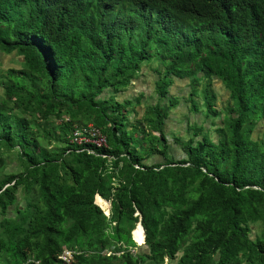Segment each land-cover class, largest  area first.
I'll return each mask as SVG.
<instances>
[{
  "label": "trees",
  "instance_id": "trees-1",
  "mask_svg": "<svg viewBox=\"0 0 264 264\" xmlns=\"http://www.w3.org/2000/svg\"><path fill=\"white\" fill-rule=\"evenodd\" d=\"M0 51L22 57L0 97V150L20 167L0 179V264H61L62 248L71 264H264V142L250 138L264 121V0H0ZM151 61L156 101L127 129L134 104L114 93ZM172 77L221 121L214 140L197 126L180 158L161 128ZM211 78L229 92L221 118ZM86 124L108 157L69 143ZM152 153L165 160L144 163Z\"/></svg>",
  "mask_w": 264,
  "mask_h": 264
},
{
  "label": "rangeland",
  "instance_id": "rangeland-1",
  "mask_svg": "<svg viewBox=\"0 0 264 264\" xmlns=\"http://www.w3.org/2000/svg\"><path fill=\"white\" fill-rule=\"evenodd\" d=\"M22 57L16 55L14 52L3 53L0 51V97H3V78L8 76L7 70L18 69L21 67ZM164 67L157 61H151L149 64H144L140 67L137 74L130 80L129 84L114 93V98L118 101L129 99L134 104L132 111L127 114L126 128L129 129L131 126L138 128L139 119L142 118L144 106H151L156 101L155 96V85L156 81L162 76ZM202 85L197 86L201 89ZM209 90L213 94V106L218 111L219 117L221 118L223 109L227 106H231L228 90L222 85L220 80L217 78H211L209 83ZM190 90V84L187 78H176L172 77L170 85L167 87L168 96L176 98V106L171 108L167 117L165 118L161 128L164 138L166 140L167 152L174 158H180L183 156L182 143L187 142L191 138H196V133L200 132L197 126L202 125V132H207L211 139H215L216 134L213 130L216 126L221 124V121L217 117L205 116V107L202 105V99L200 95L194 97L197 111L190 109V104L186 100L187 94ZM135 97H138V102H135ZM14 112V110H12ZM51 116L49 123H57ZM153 134H157L153 132ZM139 133L135 138H141ZM250 138L264 142V121L258 120L254 123ZM165 156L162 153H152L148 156H144L143 162L150 165L153 162H162L165 160ZM20 171L19 164L16 158L15 149L13 150H0V179L6 174H14ZM17 203L22 204V199L18 195ZM106 205L101 207L104 211L107 210ZM108 214V213H107ZM259 225L253 224L250 226L251 232L250 237H253L258 231ZM136 240L142 239V231L136 224L130 235ZM135 247L131 248V253L145 251V246L136 244ZM179 255V253L177 254ZM176 255V256H177ZM164 263L166 261L164 260Z\"/></svg>",
  "mask_w": 264,
  "mask_h": 264
},
{
  "label": "built area",
  "instance_id": "built-area-1",
  "mask_svg": "<svg viewBox=\"0 0 264 264\" xmlns=\"http://www.w3.org/2000/svg\"><path fill=\"white\" fill-rule=\"evenodd\" d=\"M68 141L71 144L81 146L79 150H85L89 154L99 155L101 157H108L105 154L95 153V148L101 149L106 147V137L97 127L91 124L74 127L68 135ZM104 213L107 215L106 211ZM75 252V250L63 248L58 258L62 261V264H70Z\"/></svg>",
  "mask_w": 264,
  "mask_h": 264
},
{
  "label": "water",
  "instance_id": "water-1",
  "mask_svg": "<svg viewBox=\"0 0 264 264\" xmlns=\"http://www.w3.org/2000/svg\"><path fill=\"white\" fill-rule=\"evenodd\" d=\"M94 202H95V199H94ZM107 202V201H106ZM96 203V202H95ZM97 204V203H96ZM107 204H108V202H107ZM98 205V204H97ZM100 206V205H99ZM101 207V206H100ZM137 225H139L140 227H141V225H140V223L139 222H137L136 223ZM136 226V225H135ZM142 229V228H141ZM131 238H132V236H131ZM132 240H133V238H132ZM134 241V240H133ZM135 242V241H134ZM142 243H143V231H142Z\"/></svg>",
  "mask_w": 264,
  "mask_h": 264
},
{
  "label": "clouds",
  "instance_id": "clouds-1",
  "mask_svg": "<svg viewBox=\"0 0 264 264\" xmlns=\"http://www.w3.org/2000/svg\"><path fill=\"white\" fill-rule=\"evenodd\" d=\"M62 249H63V248H62ZM62 249H61V250H62ZM60 252H61V251H60ZM59 254H60V253H59ZM58 256H59V255H58ZM58 259H59V258H58ZM59 260H60V259H59ZM27 261H31V260H27ZM60 261H61V260H60ZM33 263H34V264H38V261H33ZM61 264H62V261H61ZM70 264H71V262H70Z\"/></svg>",
  "mask_w": 264,
  "mask_h": 264
},
{
  "label": "bare ground",
  "instance_id": "bare-ground-1",
  "mask_svg": "<svg viewBox=\"0 0 264 264\" xmlns=\"http://www.w3.org/2000/svg\"><path fill=\"white\" fill-rule=\"evenodd\" d=\"M138 227L141 229V227L138 225ZM141 231H142V229H141ZM138 241H140V240H138Z\"/></svg>",
  "mask_w": 264,
  "mask_h": 264
}]
</instances>
